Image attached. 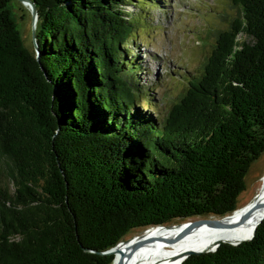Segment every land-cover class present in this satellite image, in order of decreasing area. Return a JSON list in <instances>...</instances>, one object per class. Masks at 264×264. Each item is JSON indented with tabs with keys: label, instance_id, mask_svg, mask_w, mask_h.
I'll list each match as a JSON object with an SVG mask.
<instances>
[{
	"label": "trees",
	"instance_id": "1",
	"mask_svg": "<svg viewBox=\"0 0 264 264\" xmlns=\"http://www.w3.org/2000/svg\"><path fill=\"white\" fill-rule=\"evenodd\" d=\"M34 1L30 48L0 0V264H111L134 229L235 211L264 152V0H232L165 115L137 75L142 0ZM181 264H264V219Z\"/></svg>",
	"mask_w": 264,
	"mask_h": 264
},
{
	"label": "rangeland",
	"instance_id": "2",
	"mask_svg": "<svg viewBox=\"0 0 264 264\" xmlns=\"http://www.w3.org/2000/svg\"><path fill=\"white\" fill-rule=\"evenodd\" d=\"M137 2L138 7H127L133 13L140 12L142 19L134 33L136 40L133 48L135 56H138L136 61L140 63L137 75L140 85L153 98L156 111L165 115L188 88L189 82L203 71L219 32L230 27V23L239 16L240 8L232 0ZM11 4L25 45L33 48V17L30 7L20 0H11ZM140 99L143 100V95ZM142 108L151 111L145 105ZM261 165L264 166V152L249 168L245 177L246 189L236 200V210L259 195L263 175ZM154 232L163 234L169 231L155 227L138 228L130 231L123 240Z\"/></svg>",
	"mask_w": 264,
	"mask_h": 264
},
{
	"label": "bare ground",
	"instance_id": "3",
	"mask_svg": "<svg viewBox=\"0 0 264 264\" xmlns=\"http://www.w3.org/2000/svg\"><path fill=\"white\" fill-rule=\"evenodd\" d=\"M260 170L262 185L254 200L225 217H217L213 224L197 221L185 232L180 226H151L169 232H154L138 236L141 238L136 240L138 237L119 241L114 249L115 262L123 259L124 264H177L188 251L209 247L216 239V227H225L218 235L221 239L243 241L250 238L264 217V166ZM253 203L255 205L251 209Z\"/></svg>",
	"mask_w": 264,
	"mask_h": 264
},
{
	"label": "water",
	"instance_id": "4",
	"mask_svg": "<svg viewBox=\"0 0 264 264\" xmlns=\"http://www.w3.org/2000/svg\"><path fill=\"white\" fill-rule=\"evenodd\" d=\"M22 1L24 4L26 5H29L30 7V10H31V13H32V17H33V40H34V44H35V47L37 48L38 45H37V42L35 41L36 39V27H37V20H38V9H37V5L35 3L34 0H20ZM255 205V203L251 204V209L252 207ZM225 217V216H224ZM217 218V217H216ZM216 218H213V217H210V218H206V217H203V216H194V217H189V218H186V219H183L181 220V222H177L175 224H158L156 226H160V227H172V226H176V225H179L183 231H187L189 229V227L197 222V221H208L209 223L213 224L214 220ZM264 219V217L260 220V222L258 223V225L261 223V221ZM257 225V226H258ZM257 228V227H256ZM225 229V227H216V230H217V233H216V239L213 241V243L205 248V249H201V250H192V251H188L185 255L181 256L180 260L178 261L177 264H181L185 259H187L190 255L193 254H201V253H207V252H210V251H215L218 249V247L223 244V243H230V244H234V245H237V244H240L241 242L243 241H247V240H250L254 237L255 235V231L253 233V235L248 238V239H245L243 241H232L231 239H221L218 235ZM114 249H115V246L112 247V249H107L106 251H103L102 253L103 254H113L115 255V252H114ZM111 264H124V260L123 259H120L119 261L115 262V260H113V263Z\"/></svg>",
	"mask_w": 264,
	"mask_h": 264
}]
</instances>
